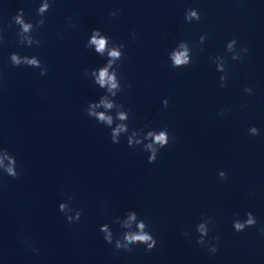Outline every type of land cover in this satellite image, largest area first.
I'll return each mask as SVG.
<instances>
[{"label": "clouds", "instance_id": "clouds-1", "mask_svg": "<svg viewBox=\"0 0 264 264\" xmlns=\"http://www.w3.org/2000/svg\"><path fill=\"white\" fill-rule=\"evenodd\" d=\"M47 8V4H45L42 8H41V12H43L45 9ZM111 15L115 16L116 13L113 12L111 13ZM195 18L196 20H200V16L197 14V12L195 10H190L188 13H186L185 19L191 20ZM17 22L18 23H23L19 17H17ZM29 25H24V30L28 31L29 29ZM98 30L97 29H93L92 30V36L91 39L89 41V43L91 45H95V50L96 52L99 53H103L105 51V47H106V40L104 38H97L98 36ZM237 43V41L235 39L231 40V42L228 44V49L229 51H233L234 50V45ZM242 51L244 53L248 52L247 48H242ZM109 56L112 57L113 59L115 58H119L120 53L117 50H111L109 51ZM233 60H239L241 59V56L239 54L234 55L232 57ZM11 60L13 63V66H18L22 63L21 59L13 54L11 56ZM173 63L175 66H181V65H186L188 64V54L187 51H180L177 52L173 55L172 57ZM24 63L28 64V65H36L38 66V61L35 58H32L31 60H28L27 58L24 59L23 61ZM112 60L109 61V67L112 64ZM222 70V67L221 69ZM221 79H224V77H221ZM97 82L100 84L101 87H104L105 85L108 86V90L110 92H112L113 95H115V89H118L119 84L118 81L116 79V74L115 72H113L112 74H109L108 72V68H104L102 70H100L99 72V76L97 77ZM245 92H247L249 95L252 94V89L251 88H245L244 89ZM101 103L103 104V106L105 108H112L113 104L109 101L102 100ZM164 106L167 107L168 106V101L165 100L164 101ZM94 107H96V105H92L90 106L89 110H88V114L90 116H95L98 121H103V122H107L108 124L112 123V117L110 116H106L104 113H96L95 111H93ZM119 119L124 120L127 118V114L125 112H120L118 114ZM125 130V126L124 125H119L116 129L113 130L112 132V140L113 142H115V137L116 135ZM167 130L164 131H160L158 134L154 133V132H149L148 136L151 137L153 139V143H150L147 147L149 149H152V154L150 156H148V161L149 163H154L157 159V153L160 151V149L165 148L166 146H168L169 142V137L166 134ZM249 134L252 136H257L259 135V130L256 127H251L249 129ZM172 140H174V137H172ZM159 145V149H156L153 147V145ZM129 145H131V139L129 140ZM9 159V165L5 166L4 168V173L7 174L10 177L13 178H17L18 177V172H17V168H16V159L14 157H8ZM221 178H226V174L225 172H220L219 173ZM60 211H63L65 208V205L61 204L59 206ZM81 214L77 213V217L76 219L79 220L80 219ZM245 216L247 217L243 222H241L240 220H235L233 222V229L236 232H242L244 231L246 228H251V227H255L257 220L255 218V216L252 214V212H247L245 214ZM135 218V214H133V216L130 217V219H134ZM68 221L71 223L73 222V218L72 217H68ZM139 228V232L138 233H126L123 237V240L117 239L115 241V248L117 250H125L128 252L132 251V245H139L142 244L145 246V250L150 252L152 251L157 244L156 239L153 237V235H151L150 233H147L144 231L145 228V224L144 223H140L138 225ZM101 232L107 233V235L104 236V240L108 243V244H112L113 243V239H112V234L110 232H108V228L107 225H104L100 228ZM198 231L200 232L201 237L206 236L207 235V230L204 228L203 225H200V228L198 229ZM261 232H264V227H262L260 229ZM214 240H216L218 242L219 237H214ZM197 244L204 246V240L202 238L198 239ZM35 251V250H34ZM208 251L212 254H215L218 251V248L215 244L212 245V247L208 248Z\"/></svg>", "mask_w": 264, "mask_h": 264}]
</instances>
